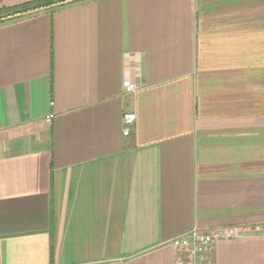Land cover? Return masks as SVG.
I'll use <instances>...</instances> for the list:
<instances>
[{
	"label": "crops",
	"instance_id": "crops-1",
	"mask_svg": "<svg viewBox=\"0 0 264 264\" xmlns=\"http://www.w3.org/2000/svg\"><path fill=\"white\" fill-rule=\"evenodd\" d=\"M0 21V264H176L174 238L222 226L217 264H264V0Z\"/></svg>",
	"mask_w": 264,
	"mask_h": 264
},
{
	"label": "built area",
	"instance_id": "built-area-1",
	"mask_svg": "<svg viewBox=\"0 0 264 264\" xmlns=\"http://www.w3.org/2000/svg\"><path fill=\"white\" fill-rule=\"evenodd\" d=\"M125 89L135 91L138 83L125 75ZM52 115L49 116L51 118ZM136 118L134 112H126L123 117V133L131 132V125ZM239 232L237 226H222L212 229L192 228L173 239L176 248V264H217L214 258L216 243L219 239L232 238Z\"/></svg>",
	"mask_w": 264,
	"mask_h": 264
},
{
	"label": "trees",
	"instance_id": "trees-1",
	"mask_svg": "<svg viewBox=\"0 0 264 264\" xmlns=\"http://www.w3.org/2000/svg\"><path fill=\"white\" fill-rule=\"evenodd\" d=\"M80 0H35V1H30L25 3L23 6L20 7H14L12 10L11 8H4L0 9V17L6 15H10L12 13L18 12V11H24L28 10L31 8H36V7H49L50 10L55 11L57 9L64 8L70 4L76 3ZM6 19H4L5 21ZM4 21H0L4 22Z\"/></svg>",
	"mask_w": 264,
	"mask_h": 264
},
{
	"label": "rangeland",
	"instance_id": "rangeland-1",
	"mask_svg": "<svg viewBox=\"0 0 264 264\" xmlns=\"http://www.w3.org/2000/svg\"><path fill=\"white\" fill-rule=\"evenodd\" d=\"M5 16V15H4Z\"/></svg>",
	"mask_w": 264,
	"mask_h": 264
}]
</instances>
